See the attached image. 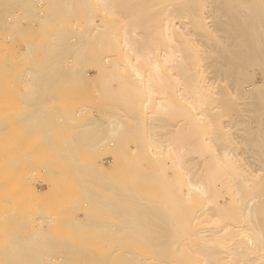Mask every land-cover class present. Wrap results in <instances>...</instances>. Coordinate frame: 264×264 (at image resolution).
<instances>
[{
  "label": "bare ground",
  "instance_id": "bare-ground-1",
  "mask_svg": "<svg viewBox=\"0 0 264 264\" xmlns=\"http://www.w3.org/2000/svg\"><path fill=\"white\" fill-rule=\"evenodd\" d=\"M32 27L38 35L33 43ZM3 53L31 64L22 69L25 113L0 122L5 175L14 167L22 171L18 157L38 175L30 172L36 181L32 211L22 203L28 197L22 186L14 193L10 177L0 184V264H84L96 253L89 262L112 264L122 255L126 262L132 255L133 263L125 264H264V0H0ZM2 69L1 77L12 74ZM93 83L107 98L100 116L96 107L70 106L83 92L75 98L76 89L88 85L89 96ZM65 88L69 95L75 91L70 105L61 103ZM88 111L95 115L78 135L65 133L75 137L65 136L62 146L56 128L68 131ZM27 120L35 126L34 133L23 129L32 132L31 141L19 131ZM20 139L30 143L21 144V155ZM85 149L98 160L88 159ZM109 213L112 220L140 222L139 231L127 228L143 235L131 238H142L147 260L130 249L131 238L121 239L122 228ZM103 214L113 226L102 222ZM63 227L77 230L58 236ZM86 228L98 233L80 235L87 239L82 244L75 234ZM93 249L82 260L81 253ZM29 251L36 256L26 257Z\"/></svg>",
  "mask_w": 264,
  "mask_h": 264
},
{
  "label": "rangeland",
  "instance_id": "rangeland-1",
  "mask_svg": "<svg viewBox=\"0 0 264 264\" xmlns=\"http://www.w3.org/2000/svg\"><path fill=\"white\" fill-rule=\"evenodd\" d=\"M32 23H33V25H34V22H32ZM33 27H34V26H33ZM33 27H32V29H31V32L29 33V34H30V35H29V36H30V38H29L30 40L28 39V41H30V42H32V41H36V40L38 41V39H37V37H38L37 33H35V35H33L34 32L37 31V29L35 30V28H36V24H35L34 31H33ZM2 34H3V33H2ZM2 34H1V35H2ZM31 34H32V35H31ZM36 35H37V37H36ZM2 36H3V35H2ZM31 36H32V37H31ZM35 37H36V39H33V38H35ZM32 39H33V40H32ZM31 40H32V41H31ZM22 41H24V40H22V39L20 40V39H19V42L22 43ZM32 43H33V42H32ZM35 44H36V43H35ZM3 46H4V47H3ZM2 48H3V49H2ZM15 48H17V45L15 46ZM15 48H14V49H15ZM1 49L6 51V49H7V45H6V44L2 45V46H1ZM5 56H6V53H3V54L0 56V59H1V60H2V59H5V60H2V61L0 62V64L3 66V67L0 66V68H1V69L3 68L2 70L7 71L6 74H9V73H12V74H9V75H3V73H2V77H3L2 80H1L2 77L0 76V81H1V82L3 81V82L1 83V86H2V87L0 86V87L2 88L1 91H0V96H1V94H2V96L0 97V100H2V101H0V107H1V108H0V117H1V118H0V122L2 121L1 119L4 120L6 117H9V116H10V121L14 120V122H16L15 119H14V117L17 115L16 113H20V112H21V113H22V112L25 113L24 109L22 108L23 106H22V103H21V102H22V101H21V95H22V93H24V88H23L24 85L22 84L23 82H22L21 78H22V73H23L25 67L28 68V67L31 66V64H30V63H27V66H26V64H24V63L22 64L21 61H19V60L17 61V58H18V57H15V56H13V57L11 56V57H10L11 60H9V58L7 57L8 59L6 60V57H5ZM13 58H15V59H13ZM12 60H13V61H12ZM15 60H16V61H15ZM8 62H9V63H8ZM19 62H20V63H19ZM4 64H7V65H9V66H7V68H4V66H6V65H4ZM11 64L13 65L14 68H13L12 66H10ZM29 64H30V65H29ZM22 65H23V66H22ZM15 66H16V67H15ZM24 66H25V67H24ZM10 67H11V68H10ZM23 67H24V68H23ZM17 68H18V69H17ZM20 68H21V69H20ZM1 69H0V73H1ZM8 69H9V70H8ZM11 69L13 70L14 73H13L12 71L10 72ZM22 69H23V71H22ZM14 70H15L16 72H15ZM17 70H18V71H17ZM8 71H9V72H8ZM20 72H21V73H20ZM15 73H16V74H15ZM17 73H19V74H17ZM4 74H5V73H4ZM14 74H15L16 77H14ZM11 75H12V77H11ZM18 75H21V76H18ZM5 76H6L7 78H9L10 80L7 79ZM8 76H9V77H8ZM4 77H5L6 79H4ZM11 78H12V79H11ZM19 78H20V79H19ZM15 79H16V80H15ZM97 79L99 80V78H97ZM97 79H96V80H97ZM12 80H13V81H12ZM8 81H9V82H8ZM14 81H15V82H14ZM19 81H20V82H19ZM5 82H6V83H5ZM95 82H96V81H95ZM14 83H20V88H21V89H20V88H16V87H19V85H18V84L15 85ZM97 83H99V82H97ZM4 84H6V85L4 86ZM14 85H15V86H14ZM21 85H22V86H21ZM93 85H94V86H93ZM99 85H100V84H98V86H99ZM3 86H4L5 88H4ZM6 86L8 87V89H7ZM9 86H10V87H9ZM12 86H13V87H12ZM89 86H90V88H91V89H90V90H91L90 93H92V94H89V91H90V90L88 91V94H89L90 98H93V96H94L93 99H94L95 103H94L93 99H90L89 96H87V94L85 93V92H86L85 90L87 89L88 85L86 86V88H84L85 90H81V89L78 90V89H76V90L78 91V92L76 91L77 93H75L74 89H73V91H72V88H71V90H70L69 92H72V94L70 93V95L68 94V92H66V91H68V89L65 88L66 90H65V89L63 90V91H64L63 94L65 95V93H67L66 95H68V96L65 95L63 101L61 100V101H62L61 103H62V104L65 103V105H68V104L70 105V104H71V101H69V99L72 98V97H70V96L73 95V92L75 93V94H74V96H75V95H78V93H80L81 91H83L82 93H80L79 97H78V96H75V98L78 97L77 99L73 98V99H75L74 101L78 102V103H75V105L78 104L77 106L74 105V102H72V104L70 105V106L73 105V107H75L73 110H75V109H77V108H80L81 105H82V107H83V106H84V107H86V106H91V107H96V108H98V110H97L98 112L95 111V112H96L95 114H96L97 116L102 115L103 112L105 111V110H103V109H104V107H105V103H106V101H107V100H104V99H107L106 96H105L106 94L103 95V93H104L105 91L102 89V91H104V92H101L102 95H101V94L99 95L98 93H99V91H101V90L98 89L99 91H98V92L96 91L97 88H99V87L97 86L96 83L89 84ZM95 86H96L97 88H96ZM94 87H95V88H94ZM11 88H12V89H11ZM88 88H89V87H88ZM93 88H94V90H93ZM4 90H5V92H4ZM12 90H15V92H17V93H16V94H13L14 91L12 92ZM21 90H22V91H21ZM87 90H88V89H87ZM6 91H7V92H6ZM15 92H14V93H15ZM84 93H85V95H83ZM94 93H95V94H94ZM17 94H18V95H17ZM63 94H62V95H63ZM14 95H15L16 97H15ZM92 95H93V96H92ZM5 96H6V97H5ZM80 96H81V99H80ZM82 96H83V97L86 96V97L89 98V100L91 101L90 103H92V102H93V103H92L91 105H90V103L88 104L87 102H89V100H88L86 97H85L86 99L82 98ZM91 96H92V97H91ZM95 96H96V98H95ZM66 97H67V98H66ZM68 97H70V98L68 99ZM97 97H98V98H97ZM4 98H5V100H4ZM6 98H7V99H6ZM9 98H10V99H9ZM12 98H13V99H12ZM66 99H68V100H66ZM9 100H12L13 103H12L11 101H9ZM64 100H65V101H64ZM71 100H72V99H71ZM77 100H78V101H77ZM85 100H86L87 102H86ZM99 100H101V101H99ZM15 101H16V102H15ZM19 101H20V102H19ZM103 101H104V102H103ZM4 102H5V103H4ZM14 102H15V105H14ZM17 102H18V103H17ZM79 102H80V104H79ZM82 102H83V103H82ZM85 102H86V103H85ZM2 103H4V104L2 105ZM7 103H8V104H7ZM9 103H10V104H9ZM11 103H12V104H11ZM20 103H21V104H20ZM67 103H68V104H67ZM19 104H20V105H19ZM97 104H98L99 106H98ZM100 104H101V105H100ZM93 105H94V106H93ZM102 105H103V106H102ZM4 106H5V107H4ZM8 106H9V107H8ZM10 106H11L12 108H11ZM13 106H14V107H13ZM19 106H20V107H19ZM3 107H4V108H3ZM15 107H16V108H15ZM102 107H103V108H102ZM5 108H6V109H5ZM7 108H8V109H7ZM9 108H10V109H14V111H13V110H10ZM19 108H21L22 110L19 109ZM1 109H2V110H1ZM101 109H102V110H101ZM18 110H20V112H18ZM12 111H13V112H12ZM15 111H17V112H15ZM75 111H76V110H75ZM77 111H79V110H77ZM26 112H27V111H26ZM88 112H89V113H87L86 116H85L84 114H81V116H82L83 118L86 117L85 119H82V117H80V120L84 121V123H83L82 121L80 122L79 118H77L76 120H78V123L75 122V123H73V124L71 125V126H74V129H72V127L70 126L69 123H68L69 125H67V129H68V131L66 130V126H65V127L60 126V127H59L60 130L58 129V127L56 128V129H57V132H58V133H57V134H58V138L61 137L62 141H63V140L65 141V143L63 142L64 144L62 143V141H61V143H60V141H59V143H60L59 145L63 144L62 146H64V145L66 144V141H67L69 138H74L76 135H78V133L81 132V126H82L83 124L87 123V122L89 121V119H91L92 116H93V114H94L93 111H91V112L88 111ZM9 113H10L11 115H10ZM91 113H92V114H91ZM99 113H100V114H99ZM12 114H13V115H12ZM95 114H94V115H95ZM3 115H4V116H3ZM6 115H7V116H6ZM14 115H15V116H14ZM88 115H90V116H88ZM11 116H13V117H11ZM90 117H91V118H90ZM11 118H12V119H11ZM67 120H68V119H67ZM67 120L65 119V123H67ZM69 120H70V119H69ZM69 120H68V122H69ZM12 122H13V121H12ZM26 122H27V123H26ZM26 122L24 123L25 126L23 125V122H22V127H20L21 130L19 129V131H21L20 133H22V132H23V134L25 133L24 135H27V137L29 138L30 133L32 134L31 131H33V130L35 129V126H31V127H30V126L28 125V123H29L28 120H27ZM30 123H31V122H30ZM62 123H63V122H62ZM81 123H82V124H81ZM74 124H76L77 126L74 125ZM27 125H28L27 128H29V129L32 128V129H33V130L30 129L31 131H30L29 134H28L29 131H28L27 128H26L27 130L25 129L26 132L28 131L27 134H26V132L23 131V129H24ZM30 125H31V124H30ZM20 126H21V124H20ZM49 127H50V126H49ZM69 127H70V129H69ZM76 127H77V128H76ZM61 128H64V129L61 130ZM13 129H14V128H13ZM15 129H16V131L18 132V126H17ZM78 129H79V131H78ZM0 130H2V127H0ZM58 130H59L60 132L63 131V130H65V131L62 132V133H59ZM69 130L72 131V132H73L72 135L75 134V136H71V137H70L71 133L69 132ZM82 130H83V129H82ZM66 131H67V132H66ZM75 131H77V132H75ZM17 132H16V133H17ZM68 132L70 133V135L65 134V133H68ZM16 133H13V134H16ZM33 133H34V131H33ZM23 134H22V136H24ZM59 134H60V136H59ZM3 135H5V133H4V132L2 133V131H1V132H0V136H1V137H0V141L2 140ZM54 135H56V134H54ZM62 135H63L64 137H63ZM14 136H15V135H14ZM65 136H66V137L68 136L69 138H65ZM25 137H26V136H24V137H22V138H23V139H27V141H31L30 139H32L33 134L31 135V137L29 138V140H28V138H25ZM96 137H97V135H96ZM20 138H21V136H20ZM22 138H21V139H22ZM54 138H55V139H58V138H57V135L54 136ZM21 139L19 140V144H20V147H21L20 155H21V153H22V145H21V144H23V143H24V144L27 143V145L30 144V143H28L27 141H25V140H21ZM58 140H59V139H58ZM15 142H16V140L13 141V143H15ZM30 146H32V143H31ZM85 150L88 151V152H89V151L91 152L90 154L87 155V156H88V157H87L88 159L93 160V157H95V155H96L95 160H96V161L98 160L97 157H98L99 155L97 156V154H96V153L94 154V152H92V150H90V149H85ZM79 151H81V153L84 154V153H83L84 150H79ZM86 151H84V152L86 153ZM88 152H87V153H88ZM92 153H93L94 155H93ZM91 154H92V157L90 158L89 155H91ZM99 154H100V153H99ZM18 158H19V159H18V160H19V161H18V165L20 164V167H21L20 169H21L22 171L19 172L18 169L16 170V168L14 167V171H16V172L11 171V173L9 172V174H8L9 176L7 175V177H10V178H9V179H11V181H10V180H7V177H6V175H5V172H6L5 169L7 170V163H6V160H5L6 158H4V157L2 158V153H0V164H1V163L3 164V166H1L2 164L0 165V177L2 178V179L0 178V180H1L0 184H1V183H2V184L5 183L6 180H7V181H10L11 183H10V182H9V183L7 182V183H8L9 188H12V185H13L12 190H14V189H16V188H17V189H18V188L20 189V187L22 186V188H21L22 190L20 189V192H21V193L23 192L24 194H26V196H28V197H26V196L24 195V196L26 197V204H25V200H24V199H23L24 202H22V203L25 205V208H26V206H27V208H26L27 210L32 211L33 209L31 210L30 208H31V207L33 208L32 204L34 205V204L36 203L35 200H34L35 202H33L32 197H31V196H32V190L35 189L34 186H36V181H34L35 179H33V178H36L38 174L35 176V175L32 173V172H33V166H32V164H31L30 161H29V162H30L31 165H28V164H26V163L28 162V160H27V162H26L23 158H20V157H18ZM105 158H106L107 161L110 160V157H104V158L102 157V158H99V161H104V162H106ZM103 159H104V160H103ZM23 160L25 161V163H24ZM95 160H94V161H95ZM20 161H21V162H20ZM3 162H4V163H3ZM22 162H23V163H22ZM5 163H6V164H5ZM4 164H5V166H4ZM110 165H111V164L108 165V163H107V167H108V168L111 167ZM15 166H16V165H15ZM25 166H26V167H25ZM28 166H29V167L32 166V167L29 169ZM11 168H12V167H11ZM18 168H19V166H18ZM22 168H24V170H23ZM26 168H27V171H26ZM2 169H4V171H2ZM12 169H13V168H12ZM31 169H32V170H31ZM17 171H18V173H17ZM25 171H26L27 173L29 172V173L27 174L28 176L26 175V172H25ZM30 172H31L32 175H34L35 177L32 178V177H31L32 175L30 176ZM15 173H16V174H15ZM3 174H4V176H3ZM14 174H15L16 176H15ZM11 175H12V176H11ZM13 175H14V176H13ZM24 175H25V176H24ZM42 175H43V174H42ZM20 176H21V177H20ZM11 177H14V179H15V177H17V178H16L17 180H16V179L14 180V179L11 178ZM23 177H24V178H23ZM28 177H29V178H28ZM30 177H31V178H30ZM4 178H5V180H4ZM18 178H19V179H18ZM21 178H23V179H21ZM25 179H26V183L24 182ZM28 179H29L30 181H29ZM27 180L29 181L30 184L27 183ZM77 181H78V180H77ZM77 181H76V182H77ZM12 182H13V184H12ZM76 182H75V183H76ZM14 183H15V185H16V184H20V185H18L17 187H15V186H14ZM5 184H6V183H5ZM5 184H4V185H1V187H2L3 189H4V187H5ZM78 184L81 185V186L79 185V187H82V183H81V182L78 181ZM10 185H11V186H10ZM66 185H67V184H66ZM66 185H65V187H67ZM68 185H69V184H68ZM73 185H74V183H73ZM76 185H77V184H76ZM70 186H72V185L70 184ZM74 187H75V186H74ZM17 189H16V192H15V190H14V193H17V192L19 191V190H17ZM25 189H26L27 191H26ZM67 189H68V188H67ZM75 190H77L76 192H77V194H79L78 192H80V190L78 191V187H77V186L75 187ZM101 190H102V189L99 190L101 194L105 192L104 190H102V191H101ZM0 191H1V190H0ZM2 191H3V190H2ZM2 191H1V193H2ZM28 192H29V194H28ZM73 192H74V190H73ZM73 192H72V193H73ZM74 193H75V192H74ZM19 194H20V193H19ZM62 194H63V195L66 194V191H64V193H62ZM62 194H61V195H62ZM77 194H75V196H77ZM66 195H67V194H66ZM81 195H82V194H81ZM81 195H80V194L78 195L79 199L82 198ZM104 195H108V194H106V192H105ZM110 196H111V194H110ZM60 197H61V196H60ZM63 197H64V196H62L61 198H63ZM2 198H4V197H0V199H2ZM17 198H18V197H17ZM19 198H20V197H19ZM27 198H28L29 201L31 200V202H29V204H27V201H28ZM61 198H60V199H61ZM74 198H75V197H74ZM79 199L77 198V200H79ZM2 200H3V199H2ZM23 200L19 199V201H23ZM77 200H76V201H77ZM74 201H75V199H74ZM79 201H82V200H79ZM0 202H1V200H0ZM101 202H102V201H101ZM19 203L21 204V202H19ZM1 204H2V205L4 204V205H3V207H4L3 209L5 210V203H4V200H3V203H0V210L3 211V210L1 209V207H2ZM29 206H30V207H29ZM22 207H23V205H22ZM73 207L75 208V206H73ZM11 208H12V207L10 206V209H11ZM23 208H24V207H23ZM28 208H29V209H28ZM26 209H23V210H26ZM87 209H88V208H87ZM87 209H85V211H84V209H83V212H87V211H88ZM98 211H100L99 214L102 213L101 210H98ZM104 211H106V210H104ZM108 211H109V210H108ZM110 211H112V210H110ZM96 212H97V211H95L94 213H96ZM94 213H92V216H93ZM113 213H114V212H112L111 214L114 216ZM116 213H117V212H116ZM90 214H91V213H90ZM97 214H98V212H97ZM99 214H98V215H99ZM133 214H134V213H133ZM22 215H23V214H22ZM95 215H96V214H95ZM95 215H94V216H95ZM103 215H105V214H103ZM108 215L110 216V213H109ZM108 215H107V216H108ZM115 215H116V214H115ZM24 216H25V215H24ZM66 216H67V215H66ZM66 216H64V217L66 218ZM101 216H102V215H101ZM109 216H108V217H106V215H105V217L103 216L104 220H102V219H103V218H102V219H101L102 222H104V221L106 222V220H107V222H109V221H110ZM68 217H69V216H68ZM99 218H101V217H99ZM99 218H98V219H99ZM105 218H107V219H105ZM110 218H111V220H112V217H111V216H110ZM63 219H64V218H63ZM116 219H119V217H118V218H117V217H113V220H112V221H114V223H117V224L119 225V227L122 228V231H121V236H123V237L121 238L122 240H123V238H125V237H126L127 239H130L131 237H137V236L140 237V236H143L142 234L140 235L139 233H137V232L139 231L138 228H139V223H140L138 220H136V221H135V219H132V220L130 219V220H128V221H127V220H123V221H119V220H117V221L121 222V223H119V222L116 221ZM163 219H164V218H163ZM167 219H168V218H167ZM167 219H166V220H167ZM169 219H170V218H169ZM95 220H96V219H95ZM121 220H122V219H121ZM133 220H134V221H133ZM164 220H165V219H164ZM171 220H174V219L171 218L169 221L171 222ZM69 221H70V220H69ZM129 221H131V223H130ZM137 221L139 222V223H138V226H137V223H135V222H137ZM105 222H104V223H105ZM110 222H111V221H110ZM110 222H109V224L113 223V222H111V223H110ZM123 222H124V223H123ZM133 222H134V223H133ZM149 222H150V223L148 224V222H147V224H148V225H151V221H149ZM152 222H153V221H152ZM158 222H160V221H157V222H155V223L158 225ZM114 223H113V225H114ZM125 223H127V224H125ZM128 223H129V224H128ZM141 223L143 224V222H141ZM145 223H146V222H145ZM145 223H144V224H145ZM153 223H154V222H153ZM153 223H152V224H153ZM196 223H198V222H196ZM93 224H94V225H92V227L96 226L97 223H93ZM130 224H131V226H133V227L130 226V229L134 228L135 230L133 229V231H136V230H138V231H137V232H133V231L131 230V232H132L133 234L130 233V229L128 230V228H127V227H129ZM132 224H133V225H132ZM156 224H155V225H156ZM160 224H161V223H160ZM167 224H168V223H167ZM171 224H173V223L171 222ZM171 224H170V225H171ZM63 225H64V224H63ZM107 225H108V223H107ZM111 225H112V224H111ZM113 225H112V226H113ZM118 225H117V226H118ZM120 225H121V226H120ZM122 226H123V227H122ZM125 226H126V227H125ZM134 226H137V228L134 227ZM92 227H90V228H92ZM124 227H125V229L127 228V231H129L130 236L126 233L127 231L124 230ZM63 228H64V229H63ZM63 228H61V229L57 232V235H58V236H63V235H64V236L67 237V236H69V234H70L69 232H72V231L75 232V231L77 230V229H75V231H74V230L71 229V230L68 232L69 228H66V227H63ZM90 228H88V229H87V228L84 229V230L82 231L81 234H80V231H81L82 229H78V231L76 232V234L74 233V234L76 235V237H77L76 239H78V237H79L80 235H82V234H83V235H86L87 233H88V234L86 235V237H88L89 234H92V236H94V235L97 236V235H96V234L98 233L97 230L95 231L96 234L92 232L93 230L96 229V227H95V229L93 228L92 231L90 230L91 232L89 231ZM100 228H101V227H100ZM140 229H141V228H140ZM65 230H67V231H65ZM79 230H80V231H79ZM98 230H99V229H98ZM60 231H61V232H60ZM62 231H63V232H62ZM99 231H101V229H100ZM102 231L105 232L106 230L103 229ZM140 231L143 232L144 230H140ZM146 231H147V230H146ZM146 231H145V233H148V234H149V231H148V232H146ZM65 232H66V233H65ZM67 232H68V234H67ZM104 232H103V233H104ZM107 232H108V231H107ZM123 232H125V233H123ZM141 232H140V233H141ZM58 233H59V234H58ZM61 233H62V234H61ZM101 233H102V232H101ZM101 233L98 234V236L101 235ZM103 233H102V237H103ZM135 233H137L138 235L135 234ZM71 234H72V233H71ZM71 234H70V235H71ZM104 234H105V233H104ZM109 234H113V233H110V232H109ZM122 234H123V235H122ZM125 234H126V235H125ZM131 234H132L133 236H132ZM75 235H72V236H73V237H72L73 239H74V236H75ZM105 236H106V234H105ZM112 236H113V235H112ZM69 237H70V236H69ZM80 237L82 238V236H80ZM80 237H79V238H80ZM109 237H110V236L106 237V238H108V241H110V240L112 241V239L109 240ZM119 237H120V234H119ZM90 238H91V235H90ZM92 238H93V237H92ZM97 238H98V237H96L95 239H97ZM100 238H101V237H100ZM110 238H113V237H110ZM126 238H125V239H126ZM58 239H59V238H58ZM82 239H83V240H81V239L79 240V239H78V241L81 242V243L83 244L82 241H85V242H86L87 239H85V238H82ZM95 239L93 238V240H95ZM98 239H99V238H98ZM98 239H97V240H98ZM113 239H114V238H113ZM131 239H132V242H131V240H129V243L127 242L128 240H127V241L125 240V242H124V241H123V242H124V243H127V244H129V245H132L131 243H135V244L133 245L134 247H130V249L132 250V248H133L134 250H136L137 253H139V256L142 257V256L145 254V251H147V250H146L147 248H145V247L142 246V244L144 243V241H143V240L141 241L142 238L139 239V240H136V239L134 238L136 241L133 242V238H131ZM1 240L3 241L2 237H0V245L2 244V241H1ZM102 240H103V239H99L98 241L101 242ZM104 240H106L105 237H104ZM59 241H61V239H59ZM74 241H75V240H74ZM78 241L76 240L75 243H77ZM91 241H92V239H91L89 242L91 243ZM106 241H107V240H106ZM111 241H110V243H111ZM140 241H141V242H140ZM95 242H96V241H95ZM102 242H104L103 244L106 243L105 241H102ZM130 242H131V243H130ZM136 242H138L137 244H139V242L142 243V244H139V247H138V245H136ZM87 243H88V242H87ZM90 243H89V244H90ZM93 243H94V242H93ZM108 243H109V242H108ZM89 244L85 245V247H87ZM91 244H92V243H91ZM97 244L99 245L98 242L96 243V245H97ZM101 244H102V243H101ZM113 244H115V241H112V243L109 244V245H113ZM98 245H97V246H98ZM109 245H108V246H109ZM77 246H78V243H77ZM79 246H80V245H79ZM92 246H93V245H92ZM100 246L102 247V245H100ZM100 246H99V247H100ZM113 246H114V245H113ZM113 246H110V247L113 248ZM144 246H145V245H144ZM3 247L5 248V246H3ZM81 247H82V246H80V248H79L80 250H81L82 248H83V249L85 248L84 246H83L82 248H81ZM110 247H109V248H110ZM140 247H141V248H140ZM87 248H88V247H87ZM92 248H93V247H92ZM94 248L96 249V248H98V247L95 246ZM98 249H99V248H98ZM107 249H108V248H107ZM124 249L127 250V248H124ZM128 249H129V248H128ZM137 249H138V250H137ZM142 249H143V250L145 249V250L143 251ZM85 250H86V249H85ZM85 250L83 251V253H81V255L84 254V256H85L86 253H88V254H89L90 252H93V253H94L97 249H96V250L93 249L94 251H92V250L89 251V250H88L89 252H88V251L86 252ZM101 250H103V249L101 248ZM112 250H113V249H112ZM131 250H130V251H131ZM103 251H104V250H103ZM139 251H140V252H139ZM2 252H4V250H2ZM2 252H1V249H0V253H1V254H2ZM29 252H30V251H29ZM84 252H85V253H84ZM98 252H100V251L98 250ZM104 252H105V251H104ZM27 253H28V252H26V257L30 255V256H31V257L29 256L30 259H32V254L35 255L34 252H33V253L30 252V253H28V254H27ZM93 253H90V254L92 255ZM17 254H18V253H17ZM88 254H87V255H88ZM96 254H97V253H96ZM96 254H93V256H92L90 259L92 260L93 257H94V259H95V258L98 256V254H97V255H96ZM104 254H106V253H104ZM134 254H135V252H134ZM142 254H143V255H142ZM24 255H25V254H24ZM67 255H68V254H67ZM76 255H77V254H76ZM76 255H74V258L79 257V256H76ZM78 255H80V254H78ZM94 255H95L96 257H95ZM108 255H109V254H108ZM118 255H120V254H117V256H118ZM146 255L149 256V257H148L149 259H151V257H152L151 254L146 253ZM35 256H36V255H35ZM65 256H66V255H65ZM82 256H83V255H82ZM82 256H81V258H82V260H83V259H84V256H83V257H82ZM88 256H89V255H88ZM126 256H127V255H125V257H126ZM147 256H146V257H147ZM196 256H197V258H198V260H199V259H200L199 256H198V255H196ZM29 257H28V258H29ZM62 257H63V256H62ZM67 257H68V256H67ZM86 257H87V256H86ZM86 257H85V259H87ZM89 257H90V256H89ZM113 257H114V255H113ZM115 257H116V255H115ZM129 257H130V258H129ZM0 258H2L1 260H3L2 255H0ZM119 258L121 259V263H120V261H119L120 259H119V260H118V259H113V260H114V261H113L114 264H116L115 262H117V263H119V264H125L126 262H128V260L130 261V263H131V262L133 263V259L131 260L132 255H131V256L128 255V256L126 257V260L128 259L126 262H125L124 260H122L123 255H122V257L119 256ZM142 258H143V257H142ZM30 259H29V260H30ZM77 259H80V257L77 258ZM90 259H88V260H86V261L89 262ZM1 260H0V261H1ZM115 260H116V261H115ZM117 260H118V261H117ZM144 260H147V259H145V256H144V258L142 259V261H144ZM3 262H4V260L2 261V263H3ZM29 262H30V261H29ZM60 262H61V261H60ZM82 262H83V261H82ZM88 262H87V263H88ZM113 262H112V264H113ZM135 262L138 264L137 261H135ZM0 263H1V262H0ZM69 263H70V262H68L67 264H69ZM76 263H78V262H76ZM87 263H84V264H87ZM89 263H91V262H89ZM136 263H134V264H136ZM70 264H71V263H70ZM73 264H75V263H73ZM79 264H81V263H79ZM82 264H83V263H82ZM91 264H93V263H91ZM94 264H96V263H94Z\"/></svg>",
  "mask_w": 264,
  "mask_h": 264
}]
</instances>
